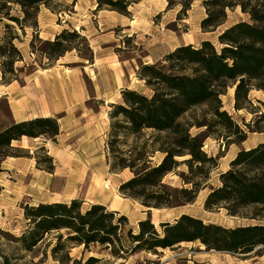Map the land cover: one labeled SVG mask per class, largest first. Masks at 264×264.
<instances>
[{
    "label": "trees",
    "instance_id": "trees-1",
    "mask_svg": "<svg viewBox=\"0 0 264 264\" xmlns=\"http://www.w3.org/2000/svg\"><path fill=\"white\" fill-rule=\"evenodd\" d=\"M95 1L96 10L127 16L128 8L142 0ZM9 4L18 6L22 21L31 20L35 27L39 7H48L51 0H0V29L11 28L4 20L22 29L20 20L10 15ZM203 4L206 17L200 28L204 33L223 25L226 11L236 7L249 16V21L237 22L223 30L217 38L219 49L211 42L203 41L197 47L186 45L176 48L164 56L161 64L140 66L137 78L144 83L149 95L123 90L122 104L112 105L108 115L110 171L129 170L132 177L119 186V193L126 199L138 201L146 209L171 208L175 200L184 205L193 203L200 191V185L194 178L207 179L209 167L217 166L216 160L202 151L209 135L205 132L192 136L190 129L217 127L223 133L220 137L226 146L241 144L246 141L248 133H262L264 130L250 124H244L246 131L242 130L222 111L220 101L225 90L232 86L234 110H249L250 92L264 93V5L239 3L238 0H208ZM183 6L182 10L187 8V4ZM14 39L10 36L5 47L0 45V58H5V55L8 58L2 62V79L7 74L14 75L12 55L20 58L13 45ZM73 39L85 42L74 31H62L53 42L47 43L45 55L57 56L56 60L63 57L74 50L68 45ZM85 45L88 48L86 42ZM198 107H206L209 121L202 119L192 123L186 120L188 113ZM262 107L264 109V105ZM258 121L264 122V113ZM58 134L59 126L53 118L13 123L0 131V150H9L12 142L24 138L54 141ZM157 153L162 156L161 160L153 164L151 160ZM4 156V159L29 157ZM183 158L188 159L178 161ZM36 165L47 173L54 169L52 159L46 153L42 161L36 159ZM183 165L191 174V177H182L190 189L173 190L162 185L167 175ZM219 184L210 190L203 209L209 213L223 210L229 217L256 221L257 224L227 229L181 215L172 223H159V230L149 218L139 221L137 233L133 234L131 228L126 229L128 221L125 216L107 211L100 205H92L82 211V203L73 200L68 205L55 203L25 207L24 217L31 228L22 235L20 242L25 250H31L45 234L66 230L65 242L83 246L86 250L91 245L104 246L114 257H119L118 253H128L123 259L142 252L156 255L158 250L195 242L201 244L205 252L261 256L264 254V143L240 150L229 163V169L219 175ZM56 239L58 244L53 248V254L60 250L62 236L58 235Z\"/></svg>",
    "mask_w": 264,
    "mask_h": 264
},
{
    "label": "rangeland",
    "instance_id": "rangeland-1",
    "mask_svg": "<svg viewBox=\"0 0 264 264\" xmlns=\"http://www.w3.org/2000/svg\"><path fill=\"white\" fill-rule=\"evenodd\" d=\"M205 1L208 0H142V2L140 1L141 3H135L130 6L131 8H128L127 16L117 14L123 19L132 22L131 27L135 30L132 31L137 32L139 36H143L142 38H146V40L151 37V35H155L153 41L159 37L163 39V35H166L164 38L167 41L169 49L173 48L176 44H192L197 47L203 41H209L219 49L220 46L217 42L219 34L237 22H248L249 16L243 14L239 7L227 10L225 23L215 31L204 33L201 31L200 23L206 17V10L203 4ZM238 1L239 3L249 2L251 5H264V0ZM186 4L187 8L182 10L184 8L183 5ZM8 6H10V15L20 20L22 29L15 23L4 20V23L11 28L5 30L1 27L0 45L5 47L7 38L10 36L14 37L13 45L19 52L20 58L15 54L12 55L11 59L14 61V75L7 74L4 79H2L1 74L2 62L7 61L8 58L7 55H5V58H0V85L8 84L10 81L21 82L20 77L29 75L33 70L52 66L57 56L47 57L45 55V52L48 51L47 43L53 42L55 37L62 32L55 35L53 39L47 36H41L42 38H40L38 34L37 17L36 26L33 27L31 20L22 21L23 15L18 6L12 4ZM40 7V12H42V14H48L49 12L55 17L54 29L62 27L68 32L74 31L83 39H85V37L81 36L79 28L77 30H71V27L74 26L71 19L82 21L84 18L90 24L88 27L93 29L94 27H98V22L100 21V19L97 18L96 12L100 10H96L97 4L95 0H51V4H49L48 7L43 5ZM93 7L94 9L92 10ZM85 29L88 28L85 27ZM100 29H97L99 34L105 32V29ZM155 29H158L159 32H156L157 30ZM124 30L125 28L123 25H118L114 28V35L121 38L120 42L127 45V48L134 56H142L144 50L142 46H139L140 42L136 40L135 36H132L130 39L122 38ZM85 42L87 44L86 39ZM85 42L79 39H73L68 45L69 48H74L72 53H79L80 56L87 57L89 50ZM154 43L157 44V42ZM160 62L161 61L155 64H161ZM139 92L149 95V91L145 89L144 85L140 86ZM248 98L251 102V108H249V110L243 109L235 111L234 87L229 86L220 97L222 111H225L242 130L246 131L244 124H250L253 128L264 129V122L258 121L259 116L264 113L262 107V105H264V93L262 91L253 90L250 92ZM7 117L8 109L6 103L0 100V128H2L0 131L4 129L7 123ZM185 118L192 123L200 122L202 119H206L207 121L210 120V116L206 114V107L193 109ZM205 132L209 136L203 144L202 151L207 157L216 160L217 166L214 168H211L212 166L209 167V169L207 168V179L194 178V181L200 185V191L193 203L184 205L180 203V200H175V204L171 208L160 209L157 210V212H154V209H146L142 207L138 201L126 199L119 193V184L124 183L125 180L127 181L132 177L129 170L120 171L116 169L112 172L110 171V166L109 177L95 181L97 192L92 200L96 201V199H103V202L109 209H113L114 206L119 208L122 205V209H124V213L128 217H126L128 221L126 229L131 228L133 234L137 233L138 230L135 219L140 216L143 217L144 220L149 218L157 230H159V223H172L181 215H189L202 220L205 224L212 223L227 229L257 224L256 221L229 217L223 210L210 213L206 212L203 209V203L210 193V190L220 185L219 175L229 169V163L240 150L250 149L260 143H264V130L262 133H248L245 142L241 144H229L228 146L225 145V141L220 137L223 133L217 127L211 126L208 130L204 127H193L189 131L192 136L200 135ZM128 144L130 145L131 142H128ZM42 149L43 148L36 146L31 154L28 150L15 149L10 146L9 150H0V163L6 159H4V155H29V157L33 155L35 160L42 161L46 153L45 150ZM120 149L123 148L120 147ZM107 154V164L109 165L111 163V157L109 153ZM161 157L162 156L157 153L151 161L155 164L161 160ZM186 159L188 158L179 159L178 161L182 162ZM182 177H191L185 165L179 167L176 172L167 175L163 179L162 185L173 190L190 189L191 186L184 184ZM0 178V264H264V254L257 257L254 254L247 256H232L225 253L205 252L204 247L198 242L182 243L172 249L163 251L158 250L156 255L143 252L135 253L125 260L123 258H125L128 253H124V255L118 253L119 257H114L111 255L110 249L104 246L91 245L86 250L83 246L78 247L71 242H65L67 237L66 230L45 234L43 239L37 243L35 247L31 250H25L24 244L20 241L22 235L31 228L24 217V208L28 206H23V200H18L15 190L11 188L12 184L9 183H12V181H9V177L3 173L1 166ZM106 182L108 183V188L104 187ZM98 190L104 191L102 194L103 197L100 195V198H98ZM111 201H113V203L109 204ZM69 203H67V205ZM89 205L92 206L93 204L89 203ZM87 208L88 206L82 205V211ZM58 235L62 236L60 250L53 254L52 250L58 244L56 239ZM124 246L126 247V244H124ZM128 250L129 249H127V251ZM66 252L68 253L67 259L65 257Z\"/></svg>",
    "mask_w": 264,
    "mask_h": 264
},
{
    "label": "crops",
    "instance_id": "crops-1",
    "mask_svg": "<svg viewBox=\"0 0 264 264\" xmlns=\"http://www.w3.org/2000/svg\"><path fill=\"white\" fill-rule=\"evenodd\" d=\"M40 8L37 15L39 37L53 39L65 29H54L55 17L49 12L42 14ZM96 12L100 21L94 29L88 27L89 22L82 16V21L71 19L74 23L71 30L79 28L81 36L87 40L89 56L82 57L70 51L55 60L52 66L33 70L29 75L20 77L21 82L0 85V100L6 103L8 109L5 127L37 118L57 120L59 134L54 141L24 138L11 144L12 148L28 150L31 154L36 146L43 148L52 159L53 172L47 173L37 168L33 155L8 157L0 166L12 181L9 183L18 200H23V206L67 204L76 200L88 208L89 203L100 205L127 217L122 205L109 209L100 198L103 190H98L100 199L92 200L97 192L95 181L109 177L107 136L111 106L122 104L123 90L139 92L140 86L144 85L137 78L140 66L162 61L165 55L186 45L176 44L169 49L164 38L166 35L154 41L155 35H151L146 40L134 32L132 22L117 13L105 10ZM118 25L125 28L122 38L135 36L140 42L139 46L144 50L142 56H134L128 46L120 42L121 38L114 35V28ZM97 29H105V32L99 34ZM143 220L140 216L135 223Z\"/></svg>",
    "mask_w": 264,
    "mask_h": 264
},
{
    "label": "bare ground",
    "instance_id": "bare-ground-1",
    "mask_svg": "<svg viewBox=\"0 0 264 264\" xmlns=\"http://www.w3.org/2000/svg\"><path fill=\"white\" fill-rule=\"evenodd\" d=\"M104 187L108 188V183L107 182H106V185ZM113 208H116V206H114ZM154 212H157V210L154 209Z\"/></svg>",
    "mask_w": 264,
    "mask_h": 264
}]
</instances>
